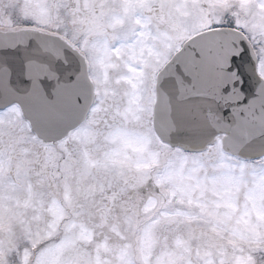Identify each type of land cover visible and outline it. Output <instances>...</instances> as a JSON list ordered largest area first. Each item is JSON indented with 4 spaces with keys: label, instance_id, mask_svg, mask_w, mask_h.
<instances>
[{
    "label": "snow or ice",
    "instance_id": "1",
    "mask_svg": "<svg viewBox=\"0 0 264 264\" xmlns=\"http://www.w3.org/2000/svg\"><path fill=\"white\" fill-rule=\"evenodd\" d=\"M0 264H264V0H0Z\"/></svg>",
    "mask_w": 264,
    "mask_h": 264
}]
</instances>
